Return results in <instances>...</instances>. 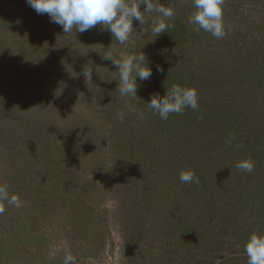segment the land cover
Segmentation results:
<instances>
[{
  "label": "rangeland",
  "instance_id": "obj_1",
  "mask_svg": "<svg viewBox=\"0 0 264 264\" xmlns=\"http://www.w3.org/2000/svg\"><path fill=\"white\" fill-rule=\"evenodd\" d=\"M0 264H264V0H0Z\"/></svg>",
  "mask_w": 264,
  "mask_h": 264
}]
</instances>
